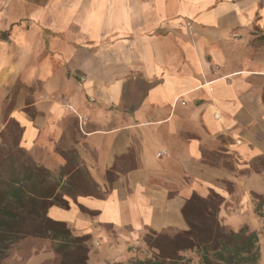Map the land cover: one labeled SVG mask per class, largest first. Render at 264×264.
<instances>
[{
  "label": "crops",
  "instance_id": "1",
  "mask_svg": "<svg viewBox=\"0 0 264 264\" xmlns=\"http://www.w3.org/2000/svg\"><path fill=\"white\" fill-rule=\"evenodd\" d=\"M263 22L264 0H0V130L63 172L48 216L98 238L187 229L195 193L255 213Z\"/></svg>",
  "mask_w": 264,
  "mask_h": 264
},
{
  "label": "trees",
  "instance_id": "2",
  "mask_svg": "<svg viewBox=\"0 0 264 264\" xmlns=\"http://www.w3.org/2000/svg\"><path fill=\"white\" fill-rule=\"evenodd\" d=\"M4 157L0 147V261L17 240L34 236L57 241L61 264H89L88 236L74 234L66 222L47 214L52 204L68 206L60 191L63 172L57 177L35 162H4L9 159ZM7 165L12 168L9 175L3 169ZM223 200L215 191L207 197L193 194L182 209L188 228H175L177 233L167 238L175 249L161 255L170 262L158 264H189L179 254L188 249L196 251L199 264H260L258 233L248 225L226 229L218 217Z\"/></svg>",
  "mask_w": 264,
  "mask_h": 264
},
{
  "label": "rangeland",
  "instance_id": "3",
  "mask_svg": "<svg viewBox=\"0 0 264 264\" xmlns=\"http://www.w3.org/2000/svg\"><path fill=\"white\" fill-rule=\"evenodd\" d=\"M255 30L260 36L259 39L264 41V22L257 25ZM2 121L3 118L0 119V127ZM19 135L18 126L10 121L5 128L0 130L2 155L5 156L4 158H9L4 162H31L30 156L18 148ZM3 169L6 175H9L12 170L8 165ZM247 169L264 171V157H261L259 162H250V167ZM228 188L233 190L232 184ZM255 199V213L237 214L236 203L238 198L231 197L228 200L224 198L218 217L226 229L237 231L238 229H234V226L246 224L251 230L258 233L259 263L264 264V195L256 194ZM222 209L226 213L224 211L221 213ZM229 211L233 212L229 213ZM176 231L175 228L166 229L165 232L161 230L158 231L161 232V235L158 236L154 234L153 230L146 229L133 236L127 231H119L113 226H105L103 230L105 233L98 238H94L90 234H78L74 231L73 233L88 236L86 244L89 248V264L96 263V259L105 260V262L101 261L102 263L99 264H158L160 261L170 262V259L164 260L161 255L170 253L175 249L167 238H172L177 233ZM57 244V241L52 238L29 236L19 239L10 246L0 264H61V255L56 251ZM179 254L185 259H189V264H199L200 258L196 251L182 250Z\"/></svg>",
  "mask_w": 264,
  "mask_h": 264
}]
</instances>
